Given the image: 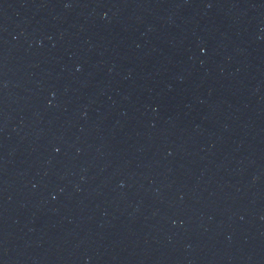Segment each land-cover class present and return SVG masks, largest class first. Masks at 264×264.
I'll list each match as a JSON object with an SVG mask.
<instances>
[{"label":"water","instance_id":"95a60500","mask_svg":"<svg viewBox=\"0 0 264 264\" xmlns=\"http://www.w3.org/2000/svg\"><path fill=\"white\" fill-rule=\"evenodd\" d=\"M1 264H264V0H0Z\"/></svg>","mask_w":264,"mask_h":264}]
</instances>
